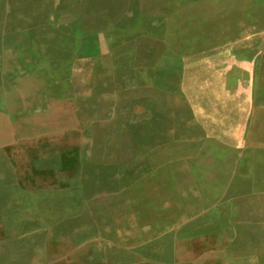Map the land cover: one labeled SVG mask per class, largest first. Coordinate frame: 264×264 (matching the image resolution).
<instances>
[{"label": "rangeland", "instance_id": "1", "mask_svg": "<svg viewBox=\"0 0 264 264\" xmlns=\"http://www.w3.org/2000/svg\"><path fill=\"white\" fill-rule=\"evenodd\" d=\"M171 1L0 0V264H264V78L189 73Z\"/></svg>", "mask_w": 264, "mask_h": 264}, {"label": "crops", "instance_id": "2", "mask_svg": "<svg viewBox=\"0 0 264 264\" xmlns=\"http://www.w3.org/2000/svg\"><path fill=\"white\" fill-rule=\"evenodd\" d=\"M173 2L166 6L172 9L170 42L185 69L207 77V86L218 85L217 75L225 77L221 84L230 85L237 73L247 75L245 63L251 61L253 92L258 90L264 78V0Z\"/></svg>", "mask_w": 264, "mask_h": 264}, {"label": "bare ground", "instance_id": "3", "mask_svg": "<svg viewBox=\"0 0 264 264\" xmlns=\"http://www.w3.org/2000/svg\"><path fill=\"white\" fill-rule=\"evenodd\" d=\"M14 134V133H13Z\"/></svg>", "mask_w": 264, "mask_h": 264}]
</instances>
